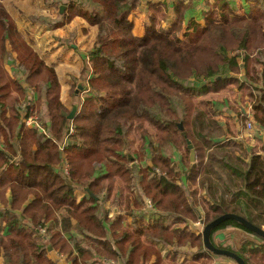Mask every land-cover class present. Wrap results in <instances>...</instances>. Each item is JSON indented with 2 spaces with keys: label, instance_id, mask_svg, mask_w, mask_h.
<instances>
[{
  "label": "trees",
  "instance_id": "obj_1",
  "mask_svg": "<svg viewBox=\"0 0 264 264\" xmlns=\"http://www.w3.org/2000/svg\"><path fill=\"white\" fill-rule=\"evenodd\" d=\"M66 1L50 27L81 17L98 29L82 85L89 92L70 107L60 99L57 72L0 2V264H57L49 247L71 264H178L187 254L178 246L188 242L197 253L184 264H212L222 257L207 251L189 224L203 232L233 214L264 230V145L259 154L240 143L236 124L221 125L220 102L201 108L195 100L234 87L240 103L231 108L234 119H252L264 131V60H256L264 47V0H246L243 16L229 0H204V25L192 21L186 29L193 2L176 0L171 29L162 28L161 13L142 37L129 19L141 0ZM234 49L246 53L229 55ZM245 98L252 101L250 117L242 111ZM32 118L37 125L27 126ZM168 146L185 150L178 171ZM127 152L136 162L125 168ZM60 211L67 214L62 221ZM232 227L264 242L227 221L211 232V243L252 264L248 251L214 243L217 232ZM248 246L264 256V245Z\"/></svg>",
  "mask_w": 264,
  "mask_h": 264
},
{
  "label": "rangeland",
  "instance_id": "obj_2",
  "mask_svg": "<svg viewBox=\"0 0 264 264\" xmlns=\"http://www.w3.org/2000/svg\"><path fill=\"white\" fill-rule=\"evenodd\" d=\"M9 0H3L0 1L3 3V5L5 6V10L11 15L12 19L15 21L16 24V29L17 31L21 34L22 38H24L32 48L36 49V51L38 52L40 57H46L49 56V54L51 55H56L58 50L57 47L52 46L51 45V37L52 36V31L55 30L52 27L49 26V23H51V21L53 19H55L58 16V13L60 11V9L62 7H64L65 5H68L69 2H67L66 0H28V1H18V0H13V1H9ZM15 1V2H14ZM170 2H172L173 0H168ZM196 3H201V0H195ZM211 2H213V0H211ZM229 2H231V6L233 7V9L235 10V15L237 13V15L244 13L247 10V3L246 0H229ZM199 8H204L203 4L199 7ZM161 14H158L157 16H160ZM202 21V20H201ZM86 22V21H85ZM74 23L77 24V27L75 28L76 30L72 31L75 32L77 35H79L80 33L84 35L83 37H80V39H78L77 41V37H74V35H71L69 40L70 41H66V46L64 47L63 50H65L63 52L64 58L66 57L67 54L70 55V59L71 63H76L77 68H81L82 66H84V70L82 72V74L79 77V74L74 71V70H64V72L59 73L60 78H61V84L64 83L63 77L65 78V80L67 82L72 81L73 83V87H71V91L69 92V90H62L61 89V97L63 98L61 101L63 103H68L72 98H71V93L72 92H76V98L72 99L74 104H82V100L83 98L86 96V94L89 92L88 90H85L86 92L84 93V91H82L81 87L84 84L85 86H87V73L86 70L88 68H90V60L88 57L89 52L92 50L91 48H93L94 45V41L92 40V32L93 30L90 28V26L88 27L86 25V23H82V20H79L77 22L74 21ZM69 26V23L67 24ZM74 26L73 24H71L70 27ZM87 27V28H86ZM53 29V30H52ZM67 29V28H66ZM63 30V29H62ZM98 31V29H97ZM70 32V33H72ZM69 33V34H70ZM78 45L79 47H81L83 50L80 51L81 54L79 55V53H77L76 51L72 52L71 47ZM87 45H89V50H85V48H87ZM78 49V48H76ZM264 51V47L260 48L259 50H257L258 55L256 56V60L257 61H263L264 60V56L261 55V53ZM244 53H246L245 49H234L231 50L229 52V55H243ZM254 54V52L252 53ZM16 57V54H14ZM81 55H84V59H82ZM60 56H57L56 58H54V60H58V61H62L59 60ZM52 67V66H51ZM88 67V68H87ZM63 76V77H62ZM59 78V76H58ZM59 78V79H60ZM71 78H75L74 80H70ZM60 83V80H59ZM60 84V86H61ZM232 88V87H231ZM30 93V97H32V91L29 92ZM85 94V95H84ZM60 97V99H61ZM233 94L230 95H225V94H216V95H208L205 97H196L195 100L197 102L198 105L201 106V108H207V106H210V103H212V101H217L220 102L218 104H221L223 106H218V108H215V112L217 117L221 122V125H224V127H227V125L230 126H234L237 123V120H235L232 117H225L227 116L228 112V104H231V100H233ZM227 101L225 104L223 103L224 101ZM244 106L246 107V109L244 110V114L245 117H250L251 116V106H252V101L249 99H245L244 100ZM243 111V109H242ZM225 113V114H224ZM252 123V129L250 130V128H248V123ZM180 124V123H179ZM183 125V123H181ZM239 124V130L243 136H242V140L240 143H245L247 142L248 144L245 143V145H248L249 147H251L253 150L257 151V153L261 154L262 152H260L259 150L261 149V147L264 145V139L263 137H257L259 139H256V130H258V127L254 124V122L252 121V119H246V121L244 123H238ZM237 126V125H236ZM137 136V135H136ZM157 136V131H151V134L149 135L148 140L153 143V141L155 140ZM252 138V140H251ZM141 142V138L138 135L135 138V144L136 146L139 145ZM155 142V141H154ZM172 146H168L165 149V154L167 156H170L172 159V167L175 171L178 170L179 163L181 161V157H185L186 153L184 148L182 149H175V148H171ZM130 156L131 154L129 152H127ZM182 155V156H181ZM132 157V156H131ZM133 158V157H132ZM129 160V164L125 166V168L130 167L134 162H136L135 160L130 161ZM65 172H68L67 169L65 168ZM157 173L160 174V171L158 170ZM205 212V211H204ZM203 212V213H204ZM166 224H170L173 222V219H165L164 221ZM190 230L191 231H195L197 233H202V228L200 227V224H189ZM226 230V229H225ZM225 230L223 231H219L217 234H215L214 236V241L217 242V244H219V240H215L217 235H220L221 233H223ZM248 235V234H247ZM250 236V235H249ZM251 239L253 241H249L246 242L243 246L241 251L244 249L246 251H248V258L250 259V262L252 264H264V256L258 258V255H253V253L250 252L251 247L248 246L247 248L244 247L247 243L250 244H257V245H264V242L259 239V238H253V236H250ZM260 241L259 244L255 241V240ZM222 242V241H221ZM231 243V240L229 239V235H226V240L223 242L225 243ZM263 243V244H262ZM191 244V243H190ZM190 244L188 242V244L183 245L186 246V248H190ZM183 246L179 247L180 249H184V250H188L185 249ZM235 247V248H234ZM232 249L234 252L238 253L239 250L236 248V246L234 245ZM229 250V249H228ZM52 251V249H51ZM49 251V253L51 252ZM54 253L57 254L59 256H64L63 254H59L56 253L54 251ZM224 259V258H223ZM221 260L220 262L222 264H236L234 261H227L226 260ZM213 264V263H212Z\"/></svg>",
  "mask_w": 264,
  "mask_h": 264
},
{
  "label": "crops",
  "instance_id": "obj_3",
  "mask_svg": "<svg viewBox=\"0 0 264 264\" xmlns=\"http://www.w3.org/2000/svg\"><path fill=\"white\" fill-rule=\"evenodd\" d=\"M3 2V0H0ZM9 1H13V0H9ZM8 1V2H9ZM25 1V0H24ZM28 1V0H26ZM175 1L176 0H173L172 2L168 1V0H141L142 2V7L140 8L139 11L137 12H134L131 16H130V20L131 22L134 24V34L138 37H142L144 35V32L146 30L147 27H149L151 25V21H152V17L155 16V15H158V14H161V13H164L165 17L163 20H161L162 22V28L165 29V30H170L172 25L176 22L177 20V17L175 15ZM181 1H184L185 3H188L189 1H192L193 2V5H194V8H192L187 14H186V18H185V23H184V29L188 28V24L192 21H194L196 24L198 25H201L203 26L204 23H205V18H204V14H203V8H199L203 3L204 0H201V3H196L195 0H181ZM206 1V0H205ZM211 2V0H209ZM15 2V1H14ZM4 3V2H3ZM192 5V7H193ZM248 7V6H247ZM248 9V8H247ZM246 12V11H245ZM244 13L242 14H239V16H243ZM11 16V15H10ZM79 20H82V23H86L84 19H82L81 17H75L70 23H69V26L66 24L63 28L61 29H58V30H53L52 31V36L51 37V45L52 46H55L57 47V54L56 55H51L49 54V56L46 55V57H41L43 59V61L49 66L57 72L59 78H60V75L59 73L61 72H64V70H74L76 71L78 74H79V77L80 75L82 74L83 70H84V66H82L81 68H77L76 66V63H71V60H69L70 58V55L67 54L66 57L64 58L63 55V52L65 50L64 47L66 46V41H70L69 38L71 35H74V37H77V41L78 39H80V37H83L84 38V35L83 34H79L77 35L75 32H72L74 30H76L75 28L77 27V24L74 23L79 21ZM202 20V21H201ZM71 24H73L74 26L70 27ZM86 25L88 26V24L86 23ZM89 27V26H88ZM67 28V29H66ZM87 28V27H86ZM93 32H92V40L95 42L96 40V36H97V28L96 27H90ZM63 29V30H62ZM72 32V33H70ZM70 33V34H69ZM79 42V41H78ZM93 42V43H94ZM80 43V42H79ZM78 48V49H76ZM71 51L74 52L76 51L77 53H79V55L81 54L80 51H82L83 49L81 47H79L78 45H75L73 47H71ZM92 49V48H91ZM89 49V45H87V48H85V50H91ZM57 56H60V59L59 60H62V61H56L54 60V58H56ZM82 59H84V55H81ZM88 68V67H87ZM81 74H80V73ZM63 77V76H62ZM70 79V78H69ZM75 78H71L70 80H74ZM60 80V84H61V78L59 79ZM63 80H64V83L61 84V89L62 90H69V92L71 91V87H73V83L72 81H69L67 82L65 80V78L63 77ZM222 94H225V95H230V94H233V100H231V104L229 105L228 104V112L229 114L227 113V116L225 117H232V118H235L236 119V115L234 114V112H232L231 108L235 106V103H237V90L234 89V87L232 88H228L226 91H224ZM71 98H72V93H71ZM63 98L61 97V100ZM73 99V98H72ZM70 100L68 103H63L65 104L67 107H70L71 105H73V100ZM246 99V98H245ZM227 101L225 100L223 103L225 104ZM228 103V102H227ZM237 104H240V103H237ZM218 106H223L221 104H219ZM243 109V113H244V108L242 107ZM225 114V113H224ZM237 125V130H239V124L238 122L236 123ZM243 136V134L241 133L239 138L241 139ZM257 137H263L264 139V131H261L259 128L258 130H256V139H259ZM252 140V138H251ZM240 141V140H239ZM179 169V168H178ZM178 171V170H177ZM76 196V199L77 201H81L83 198H84V193L78 191L76 192L75 194ZM116 212V211H114ZM58 219L60 221L64 220L66 217H67V214L65 211H60L58 214ZM127 223H131L132 222V219L131 218H127ZM174 222V221H173ZM172 222V223H173ZM170 223V224H172ZM73 225H75V221H73ZM76 229V227L74 226L73 227V230ZM194 233H197L195 231H193ZM218 233V232H217ZM216 233V234H217ZM246 233L245 231H243L242 229L240 228H228L226 229L223 233H221L220 235H217L215 238V240H219V244H217V242H215L214 240V243L216 245H222L224 247H227V248H233L234 245L236 246V248L239 250V252L241 251L242 249V246L246 243V242H249V241H253L251 239V235ZM77 235H80V234H77ZM226 235H229V239L231 240V243H223L225 240H226ZM250 235V236H249ZM215 236V235H214ZM255 238V237H253ZM214 239V238H213ZM222 241V242H221ZM258 244L260 241H258L257 239L255 240ZM235 248V247H234ZM188 250H184L183 253L187 252L186 255L182 254V256H179L177 259H176V263L178 264H184L186 262H188L189 260H193L195 259V257L193 256L195 253H197V251L195 249H191V248H186ZM57 253V252H56ZM211 253V252H210ZM49 257L54 261L56 262L57 264H71L70 261L68 260L67 257H64V256H59L57 254V257H56V254L54 253V251H51L49 253ZM224 258V259H223ZM226 260L228 258L226 257H222L221 260ZM185 260V261H184ZM229 261H231L230 259H228ZM227 260V261H228ZM232 262V261H231ZM213 263L214 264H222L220 262V259H213Z\"/></svg>",
  "mask_w": 264,
  "mask_h": 264
},
{
  "label": "water",
  "instance_id": "obj_4",
  "mask_svg": "<svg viewBox=\"0 0 264 264\" xmlns=\"http://www.w3.org/2000/svg\"><path fill=\"white\" fill-rule=\"evenodd\" d=\"M64 11H65V7H62L61 8V14H63ZM81 89L83 90L82 87H81ZM76 115H77V108H73L68 119L70 121H73L75 119ZM179 129L181 131H183V125L181 123L179 124ZM188 148L191 150V161L193 162L194 157H195V153L192 150V146L189 142H188ZM126 155L130 159V161L134 160L128 153H126ZM227 221H235V222L239 223L241 226H243L244 228L251 231L257 237H260L264 240V230L263 229L256 227L255 225L251 224L250 222H248L247 220H245L242 217H239V216L233 215V214H227V215H223L222 217L216 219L215 221L211 222L210 224H208L204 227L203 232H202L204 247L207 251H209L215 255H218L220 257H226V258L234 261L236 264H246L245 261L239 255H237L233 252L227 251V250L218 249L211 243V239H210L211 232ZM49 251H51L50 247H49Z\"/></svg>",
  "mask_w": 264,
  "mask_h": 264
},
{
  "label": "built area",
  "instance_id": "obj_5",
  "mask_svg": "<svg viewBox=\"0 0 264 264\" xmlns=\"http://www.w3.org/2000/svg\"><path fill=\"white\" fill-rule=\"evenodd\" d=\"M26 124H27V126H33V127L37 125L36 122L33 120V118L26 121ZM247 126H248V128H250V130L252 129V123L249 122ZM43 133H45V132H43ZM66 173H68V172H66Z\"/></svg>",
  "mask_w": 264,
  "mask_h": 264
}]
</instances>
